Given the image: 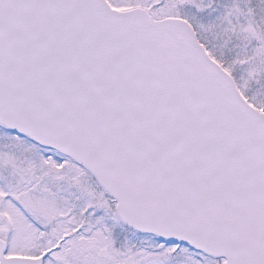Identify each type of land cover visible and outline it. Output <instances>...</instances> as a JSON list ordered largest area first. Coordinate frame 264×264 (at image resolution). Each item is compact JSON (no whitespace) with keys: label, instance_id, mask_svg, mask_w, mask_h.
Here are the masks:
<instances>
[{"label":"snow or ice","instance_id":"snow-or-ice-1","mask_svg":"<svg viewBox=\"0 0 264 264\" xmlns=\"http://www.w3.org/2000/svg\"><path fill=\"white\" fill-rule=\"evenodd\" d=\"M0 264H264V0H0Z\"/></svg>","mask_w":264,"mask_h":264}]
</instances>
